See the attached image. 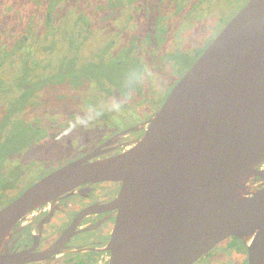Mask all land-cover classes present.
<instances>
[{"label":"water","instance_id":"water-1","mask_svg":"<svg viewBox=\"0 0 264 264\" xmlns=\"http://www.w3.org/2000/svg\"><path fill=\"white\" fill-rule=\"evenodd\" d=\"M122 152L103 143L45 175L0 209V264L14 223L83 183L120 182L108 264H192L228 236L264 264V0L247 2L139 127ZM109 150V149H108Z\"/></svg>","mask_w":264,"mask_h":264},{"label":"flooded vegetation","instance_id":"flooded-vegetation-1","mask_svg":"<svg viewBox=\"0 0 264 264\" xmlns=\"http://www.w3.org/2000/svg\"><path fill=\"white\" fill-rule=\"evenodd\" d=\"M63 1L0 0L5 9L17 13V18L14 14L9 20L10 27H3L12 32L14 42L0 52V209L45 175L101 144L110 141L102 147L104 153L89 160L120 153L142 136L143 129L124 131L139 127L154 112L129 122L126 127L109 126L111 131L103 136L91 130L81 134L85 131L80 130L91 122L99 129L104 128L109 124V110L119 120L123 118V104L144 102L135 101L136 97L145 99L142 91L131 95L118 88L115 76H121L122 57L135 64L141 50L149 59L154 58L153 50L167 41L171 5L175 15L185 11L186 16H192L205 0H84L82 16L68 29V38L72 35L73 47L77 46L75 55L67 60L70 66L59 71L58 46L62 34L58 10ZM246 2L242 1L237 10ZM140 5L144 15L141 34L127 35L124 46H118L114 39L108 44L104 42L101 51L94 49L98 46L95 43L86 46V39L96 34L95 22L105 24L128 11L126 24L122 25L126 26L128 21L135 20ZM83 51L90 54L86 56ZM111 53L116 55L114 61ZM91 83L95 91H91ZM171 88L161 89L157 94L164 95L162 102ZM70 130L84 139L77 141H84L80 144L85 149L76 155L70 154L72 148L67 144L71 141L64 136ZM54 149L59 152L54 154ZM259 169L264 170V162ZM263 183L262 177H255L251 186L258 188ZM120 185L116 181L83 183L27 211L14 223L2 245V253L19 254L21 259L15 264H108L107 245L117 213L111 203ZM255 234L245 239L228 236L192 264H254L251 243Z\"/></svg>","mask_w":264,"mask_h":264},{"label":"rangeland","instance_id":"rangeland-1","mask_svg":"<svg viewBox=\"0 0 264 264\" xmlns=\"http://www.w3.org/2000/svg\"><path fill=\"white\" fill-rule=\"evenodd\" d=\"M242 1L244 0H205L197 9V12L192 16H186L185 11L179 12L175 15V13L172 12L175 10L174 5H171V10H169L171 12L169 14L171 17L170 30L167 34L166 43H164L161 48L153 50L154 58L152 59H149L145 52L141 50L136 55L137 59L134 61L135 64L133 62L129 63V61H125L122 57V62L120 63L121 76L118 78L115 76L118 88L122 90L123 93L128 94L131 92V95L135 94L136 91H138V93H140V91L145 93V99L141 97H136L135 99L136 102H139L142 99L144 102L136 104L133 101V104H123V118L121 116V118L119 117V120L115 119L116 115L113 113V115H110L111 110H109L107 112L109 124H107L106 127L99 129L97 124L91 122L86 125L85 128L80 130L85 131L81 132V134H86L91 130V132L103 136L111 131V129H108L109 126H116L118 128L126 127L129 122H135L140 119V117L157 111L161 106L160 103L164 96H159L157 94H159L161 89L167 91L174 86L186 70L196 61L217 33H219L227 21L238 11L237 6ZM131 7L133 6L130 5V8ZM0 8L1 52L4 49H9L11 47L10 43L12 44L14 42L12 32L7 29L4 30L3 27L9 28V20L13 19L12 17H14V14L15 18H17V13L12 11L11 8L5 9L3 5H0ZM84 8V0H64L60 5L58 12H60L61 15L59 25L61 28L60 34L62 35L59 36L58 70H64L66 67H69L70 63L68 61L71 59V56L74 57L75 55H73V53L77 46L73 47L74 42H72L71 39L72 35H69L68 38V29L71 27V23L75 24L79 19V16H82L81 14H83L85 10ZM130 11L131 10L129 9V12ZM26 12L29 13L30 9L27 8ZM142 12L140 5L137 14H135V20L133 22L128 21L126 26L122 25L126 24L124 19L126 18L128 11H125L123 15L121 14L120 17L113 21H106L105 24L95 22L93 25L96 28V34L90 35V37L86 39V42H88L86 46L95 43V45L98 46H95L94 49L101 51V45L104 44V42L108 44L111 39H114L118 46H124L127 35L132 32H137L138 34L142 33L144 21V15ZM9 13L11 14V17ZM232 13L234 14L232 15ZM209 22H211L209 27L205 26L206 23ZM121 29L123 30L120 31ZM104 34H106V38ZM99 35H101V38ZM34 36L36 37L35 34ZM80 49L82 50L83 47H80ZM83 54L87 56L90 52L83 51ZM110 55L113 56L112 60L114 61L116 55L113 53ZM106 58H108V56ZM145 78L147 80L143 83L142 80ZM90 87L91 91H95L96 88L93 83H91ZM107 107L109 106L107 105ZM113 107L115 108L117 105H113ZM92 121H94L93 118ZM70 131L71 132L64 133V136L66 139H69L68 141H71L67 144L72 148L70 154L76 155L77 152L80 153L85 149L82 147V144H80L84 141L77 142L78 140L84 139L78 137L77 133L73 132V130ZM82 137L87 138L85 135H82ZM97 139L99 138H95V140ZM63 148L64 147H62V150ZM58 152V149H54V154H57Z\"/></svg>","mask_w":264,"mask_h":264}]
</instances>
